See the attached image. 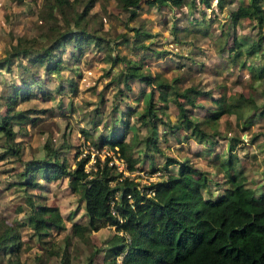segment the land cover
<instances>
[{
    "label": "rangeland",
    "instance_id": "1",
    "mask_svg": "<svg viewBox=\"0 0 264 264\" xmlns=\"http://www.w3.org/2000/svg\"><path fill=\"white\" fill-rule=\"evenodd\" d=\"M88 1L67 0L61 8L56 0H0V57L18 36L34 37L47 45L54 36L85 26L101 37L100 42L93 36L84 37L78 44L69 40L62 50L60 70L40 68L37 76L41 84L34 83L30 97L17 103L16 109L23 110L35 122L14 124L17 133L11 139L0 132V155L9 149L0 156V231L10 224L19 235L15 239L19 244L17 250L0 249V264H62L64 259L71 264H107V248L113 237L124 233V239L118 242L129 240V235L117 230L114 224L74 230L75 224L86 223L87 217L83 202L71 190L65 175L51 180L40 178L41 187L19 183L23 179L19 171L26 161L52 158V149L70 167L77 158L89 153L87 169L91 168L94 154L101 158L105 153L116 155L98 142L109 133L124 132L126 139L135 138L132 147L139 160L128 175L142 183L164 180L169 172H178L179 165L188 161L208 177L201 188L203 194L215 196L228 186L227 170L220 161L230 153L235 155L234 168L245 173V182L254 193H264V78L254 79L253 70L240 62L263 60L262 50L257 57L241 55L237 61H230L232 52L227 47L235 41L237 32L231 28L227 15L219 8L212 9L214 0L208 8L199 0H193L191 5L187 0L181 7H157L142 2L131 19L129 10L118 0H92L87 5ZM235 6L234 2L226 4L224 10H235ZM192 9L197 13L185 17ZM79 13L80 23L76 24L74 17ZM135 28H139L138 35ZM34 53L14 58L10 68H0V91L6 83L19 81L18 64L28 63ZM127 64L140 65L141 70L168 80L178 77L175 83L180 88L192 85L210 91L214 97L230 94L228 99L233 103L251 97L256 106L250 107L247 102L233 112H223L214 121L207 119L200 125L207 137L200 140L190 134V129L174 124L178 108L169 100L165 115L160 113L165 123L157 125L160 150H154L143 140L146 126L139 119L145 105L140 93L144 85L133 79L129 89L121 80L120 72ZM201 96L205 95H196L195 101L202 106L185 102L187 112L198 118L210 114L206 106H214L210 98L200 101ZM154 99L158 105L156 96ZM4 107L1 102L0 109ZM251 114L252 119L246 122ZM233 137L237 140L231 149ZM150 157L154 164H150ZM167 157L176 161L167 164ZM116 162H121L117 156ZM28 198L34 203L56 205L63 216V226L50 227L40 220L44 232H39L28 222L32 211ZM123 253L116 254L115 262Z\"/></svg>",
    "mask_w": 264,
    "mask_h": 264
},
{
    "label": "trees",
    "instance_id": "2",
    "mask_svg": "<svg viewBox=\"0 0 264 264\" xmlns=\"http://www.w3.org/2000/svg\"><path fill=\"white\" fill-rule=\"evenodd\" d=\"M65 1L67 3V0H56L59 7L63 6ZM118 1L129 10L130 19L136 16L142 2L157 7H181L187 3V0ZM229 1L217 0L216 5L222 10ZM91 2L92 0H89L87 5ZM194 2L190 0L189 3L191 5ZM199 2L208 8L212 0H199ZM263 13L262 0H249L247 3H239L230 13L229 23L234 26L241 17L253 15L261 26ZM81 15V13L75 15L76 24L80 23ZM202 19L205 20L204 17ZM80 28L78 31L63 32L54 36L47 45L39 43L34 37L18 36L4 51V55L0 57V68L4 66L10 68L14 58L29 56L30 53L35 52L28 63L18 64L16 74L19 76V81L6 83L0 91V103L5 105L3 110L0 109V132L6 137L11 139L17 133L14 124L27 120L33 123L36 120L23 110L16 109V106L20 100L30 97L34 83L41 84L37 76L40 68L46 66L44 68L48 71H59L62 64V50L69 40H74L75 44H78L87 37L93 36L100 42L99 35H93L85 26ZM135 31L138 35L139 28H135ZM206 31L207 29L204 30ZM222 48L223 46H220V50ZM227 48L232 52L230 61L237 60L244 52L245 55L253 58L262 50L261 35L258 34L255 42L246 49L239 47L236 40L234 45ZM262 53L263 51L260 55H263ZM111 58L114 60L115 56ZM52 61L53 63H50ZM240 62L241 65L253 70L254 79L264 78V63H246L245 60ZM141 67L127 64L120 75L123 84L129 89L133 79H138L144 85L140 93L145 105L139 119L146 126L143 140L154 150H160L157 146L159 135L157 125L159 122L165 123L160 113L165 115L169 100H173L178 108L177 122L174 124L190 129V134L197 135L196 138L200 140L207 137V133L200 127L207 119L214 121L223 112H233L238 107L240 109L241 106H246L247 102L250 103V107L256 106L251 97L246 98L244 102L233 103L228 99L230 94L222 93L220 97H214L210 91L192 85L180 88L175 83L179 80L178 77H171L168 80L150 71H143ZM146 86H149L147 90ZM198 94L210 96L214 103V106L205 107L210 114L202 118L188 113L185 105V102L196 104L195 96ZM155 96L159 101L158 105ZM196 106L202 104L197 103ZM252 117L253 114L249 115L245 121L250 122ZM169 127L172 128L173 125ZM134 140L135 138L126 139L124 132L102 136L98 141L99 144L107 145L116 155L105 153L101 158L98 154H94L89 169L86 168V163L90 159L89 153L77 158L75 164L70 167L66 159L60 158L56 150L52 149L50 151L53 153L52 158L43 156L26 161L19 171V175L23 178L19 183L30 187H41L43 184L40 178L51 180L62 175L68 177V184L83 202L87 217L86 223L75 224L73 228L76 232L84 228L98 229L107 224H114L117 230L129 235V240H124L122 243L118 240L124 239V233L113 237L112 244L107 248V256L110 259L107 264H115V256L121 251H124L121 264H264V193L256 195L245 182V173L234 168L235 155L229 153L226 159L220 161L227 170L228 186L215 196H206L201 188L207 184L208 177L204 171L195 169L188 161H183L179 165L178 172H169L164 180L156 179L142 183L126 174L114 159L117 156L123 160L125 169L135 170L139 155L135 154L132 147ZM236 140V137H233L230 143L231 149L236 144ZM15 151L16 149H13V152ZM7 152L0 156H4ZM165 161L169 164L176 159L167 157ZM150 164H154L152 157ZM151 189L153 191L150 193ZM28 200L32 208L28 222L39 232H44L40 220L48 223L50 227L63 226V216L56 205L34 203L30 198ZM17 237L19 235L14 225L8 224L7 229L0 231V249L8 248L9 252L17 250L19 248L18 241H15ZM62 264L71 263L68 259H64Z\"/></svg>",
    "mask_w": 264,
    "mask_h": 264
},
{
    "label": "crops",
    "instance_id": "3",
    "mask_svg": "<svg viewBox=\"0 0 264 264\" xmlns=\"http://www.w3.org/2000/svg\"><path fill=\"white\" fill-rule=\"evenodd\" d=\"M249 0H230L229 2H226L224 7L222 8V13L223 15H227L228 18H230V13L234 10H229L228 12H226L224 9H225V6L226 4H231V3H235L237 7V5L239 3H247ZM216 2L217 0H214V4L212 3V6H213V10L215 8H219L217 5H216ZM262 3H263V8H264V0H262ZM197 4V2L195 3ZM205 6V5H204ZM207 8V7H206ZM236 9V8H235ZM197 13V10H193L188 14V13H185V17H188L189 15H193V14H196ZM209 16V14H208ZM205 18V17H204ZM207 18V17H206ZM205 20H208L206 19ZM230 20V19H229ZM182 21H179L178 24H181ZM261 26H259V24L257 23L256 21V18L253 17V15H246L244 17H241L237 23L234 25V26H231V28H235L236 32L235 33V40L238 42V46L241 47L242 49H246L248 48V46H250V44H252L253 42H255V40L257 39V36L258 34L261 35V46H262V51H263V54H264V13H263V19L260 23ZM246 26H248L249 28L246 29ZM229 44V43H228ZM232 45H234V40L232 41ZM231 45V46H232ZM230 47V46H229ZM223 49V48H222ZM244 56H247L245 55V52L242 54ZM259 56V55H257ZM255 56V57H257ZM245 60V59H243ZM237 61V60H235ZM246 61V60H245ZM246 63H249V62H246ZM258 64L260 63H264V59L263 60H260L259 62H257ZM256 63V64H257ZM245 67V66H244ZM247 69H249L247 67ZM207 99V98H210V96H202L200 97V101H202L203 99ZM211 100V99H210ZM60 210V209H59ZM61 212V211H60Z\"/></svg>",
    "mask_w": 264,
    "mask_h": 264
},
{
    "label": "built area",
    "instance_id": "4",
    "mask_svg": "<svg viewBox=\"0 0 264 264\" xmlns=\"http://www.w3.org/2000/svg\"><path fill=\"white\" fill-rule=\"evenodd\" d=\"M121 160V162L120 163H117L116 162V157H115V163H117V165H118V167L121 169H123V171L126 173V174H128V170L127 169H125V167H124V162H123V160L122 159H120ZM121 262H122V257H121V259H118V260H116V262H115V264H121Z\"/></svg>",
    "mask_w": 264,
    "mask_h": 264
}]
</instances>
